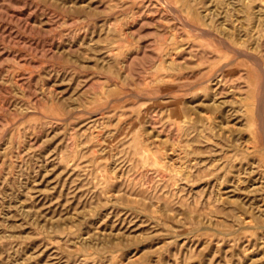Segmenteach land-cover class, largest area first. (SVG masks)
Returning <instances> with one entry per match:
<instances>
[{
  "label": "rangeland",
  "instance_id": "374dc122",
  "mask_svg": "<svg viewBox=\"0 0 264 264\" xmlns=\"http://www.w3.org/2000/svg\"><path fill=\"white\" fill-rule=\"evenodd\" d=\"M0 264H264V0H0Z\"/></svg>",
  "mask_w": 264,
  "mask_h": 264
},
{
  "label": "bare ground",
  "instance_id": "6f19581e",
  "mask_svg": "<svg viewBox=\"0 0 264 264\" xmlns=\"http://www.w3.org/2000/svg\"><path fill=\"white\" fill-rule=\"evenodd\" d=\"M231 5V4H230Z\"/></svg>",
  "mask_w": 264,
  "mask_h": 264
}]
</instances>
